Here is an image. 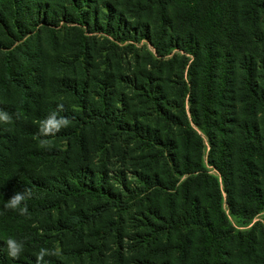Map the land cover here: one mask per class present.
<instances>
[{"label": "trees", "instance_id": "1", "mask_svg": "<svg viewBox=\"0 0 264 264\" xmlns=\"http://www.w3.org/2000/svg\"><path fill=\"white\" fill-rule=\"evenodd\" d=\"M141 40L184 54L179 82ZM3 99L0 249H24L0 264L41 247L47 264H96L95 241L112 264H264V225L241 229L264 212V0H0ZM54 111L67 126L41 135ZM100 152L121 162L115 183ZM24 187L28 214L4 210Z\"/></svg>", "mask_w": 264, "mask_h": 264}, {"label": "rangeland", "instance_id": "2", "mask_svg": "<svg viewBox=\"0 0 264 264\" xmlns=\"http://www.w3.org/2000/svg\"><path fill=\"white\" fill-rule=\"evenodd\" d=\"M177 10H175V9H173L172 10V14H173V17L177 14ZM40 42L42 43V45H44L46 48H47V51L48 52H51V50H53L54 48H53V43H52V41H51V36L50 35H41V37H40ZM125 44H127V43H125ZM124 44V45H125ZM134 45L137 47V48H139L140 49V54H145V52L147 51V52H149V54L151 53V57L153 58V59H158V61H164V62H166L167 60H169V58H171L172 56H174L175 57V62H174V69H173V71L179 76V78L178 79H174V77H171L169 74H168V72H167V68H168V66H166L167 64H164L167 68H165V72H164V74L163 75H161V74H159V73H157L155 70V75L157 76V77H163V78H167L168 80H170V81H173V82H175V83H177V82H179V80H180V66H181V64H182V61L184 60V54H182V53H180V52H178V51H173L169 56H166V57H164V58H162V59H160L159 57H157L156 56V54H155V52H154V49H153V47L151 46V44H149L146 40H141V41H139V42H137V43H134ZM140 47H143V48H140ZM57 48V50L59 49L58 47H56ZM60 50V49H59ZM58 52H60V51H58ZM150 56V55H149ZM54 57H57V54H54V53H51L50 55H49V59L51 60V62H54L52 59L54 58ZM142 58H143V56H142ZM143 59H147V61L144 63V61L143 62H141V68H140V70H143V69H146V70H149L150 69V67L148 66V65H146V63H148V60H149V57H148V55H147V58H143ZM122 65H123V68L125 67L124 66V61H123V63H122ZM156 67H158V64L156 65ZM169 69V68H168ZM174 85V84H173ZM162 86H165V84H163ZM174 91V89L173 90H168L167 92L170 94L171 92H173ZM4 100V101H3ZM3 100H0V103H2V102H4L5 103V101H6V99H3ZM72 99L70 98V97H60L59 99H58V101L59 102H63V103H67V102H70ZM185 102H186V99H185ZM8 103H9V101H8ZM139 106L137 105V103L135 104L134 103V105L133 104H131V107H130V110L131 111H134V110H136L137 108H138ZM185 108H186V114L189 116V114H188V108H187V106L185 105ZM203 137V136H202ZM203 139L205 140V138L203 137ZM0 140H2V139H0ZM109 151V150H108ZM108 151H107V153H108ZM98 154V153H97ZM99 156L98 157H96V154H94L93 156H94V159L96 160V161H98V163L100 164V165H102L103 163H107V168L110 170V173H109V176L107 177V178H109V179H107V181L109 182V183H115L114 181H112L111 179H114V178H116L117 176L116 175H114V173L112 172V170H116V169H119V167L121 166V162H119L117 159H116V157H113V155H114V153L112 152V153H109V155L108 154H106L105 152H100V154H98ZM211 174H213V173H211ZM111 178V179H110ZM80 204L83 206L84 204L85 205H88V201L87 200H83V201H81L80 202ZM81 206V207H82ZM76 208V207H75ZM109 218L108 217H106V218H104L103 219V222H101L100 224H98L97 226H96V228L97 229H103V228H105L104 226H105V224L106 223H108L109 222ZM261 223V224H263L264 225V212L263 213H261L260 215H258V216H255V218L253 219V221L251 222V224L248 226V227H246V228H241L242 230L243 229H247V228H250L254 223ZM92 233V235L94 234V231H92L91 232ZM92 246L93 247H95V248H99L98 249V253L96 254V264H112V262H113V257H112V255H114L115 253H116V251L114 250V247L112 246V244L111 243H109L108 241H105V242H103V243H100V244H98V243H96V241L95 242H93L92 243ZM130 255L132 256V253L130 252ZM78 264V263H77Z\"/></svg>", "mask_w": 264, "mask_h": 264}, {"label": "clouds", "instance_id": "3", "mask_svg": "<svg viewBox=\"0 0 264 264\" xmlns=\"http://www.w3.org/2000/svg\"><path fill=\"white\" fill-rule=\"evenodd\" d=\"M59 107V106H58ZM10 116L6 112L0 111V122H8ZM68 124V120L62 116H58L57 112L50 113L42 122L39 128L41 135L47 136L54 134L61 127H65ZM32 197L31 189L24 187L22 191L15 192L11 197L4 200L3 209L15 212L17 215L24 216L28 214V206L25 202ZM4 247L0 251H4L6 256L13 260L19 258L23 249L24 243L22 240H18L15 237L9 236L3 242ZM49 249L41 247L35 256V264H47L45 257L52 255Z\"/></svg>", "mask_w": 264, "mask_h": 264}]
</instances>
